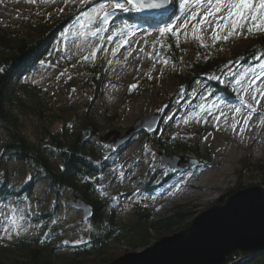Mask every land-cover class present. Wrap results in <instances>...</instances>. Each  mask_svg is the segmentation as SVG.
Wrapping results in <instances>:
<instances>
[{
    "label": "rangeland",
    "instance_id": "obj_1",
    "mask_svg": "<svg viewBox=\"0 0 264 264\" xmlns=\"http://www.w3.org/2000/svg\"><path fill=\"white\" fill-rule=\"evenodd\" d=\"M114 2L0 0V22L5 26L13 27L17 32L18 30L25 32L29 23H36L40 17L52 18L75 8L77 14L62 26L61 37L54 45L53 62L33 69L24 79L27 83L41 88L47 109L68 105L76 108L79 115L84 113L85 106L88 105L89 114L91 116L96 114L100 124L104 123L105 118L111 117L112 128L109 130L118 131L119 137H122L142 117L161 113L164 108L159 103L160 96L163 91L166 96L171 95L173 91L175 78L172 71L177 67L166 59L167 52L162 42L164 35L170 34L175 38L176 43L183 45L187 51H193L199 45L212 50V45L219 40L213 39L215 22L211 17H209L211 26L209 23L202 26L199 23L206 11L207 0H201L199 5L196 0H187V2L179 0V9H172L170 6L167 12L162 13L169 14V18L150 25L135 22L137 15L132 19L129 17L131 11L109 9L112 15L103 25L106 31L92 35L99 24L96 20L89 22L86 14L99 3ZM194 12L198 13L196 19L189 20ZM220 23L223 27L224 22ZM166 25L171 26L172 31L161 35L159 29ZM193 25L198 29L195 35ZM229 30L230 28L217 32L220 36H224ZM238 31L242 34L222 40L232 47L239 48L250 42L251 36L256 34H249L246 27ZM127 33L141 38L132 51V55L137 56L135 62H127L130 59L128 50L133 49L131 42L125 40ZM197 36L199 39L196 38ZM108 37H111V40ZM123 42L126 46L121 49L120 44ZM113 49H117L115 54ZM92 52H95L94 57L90 55ZM188 54L191 53H185L186 56ZM165 60L167 63H164ZM95 62H102L101 69L104 72L97 99L81 86L83 65H91ZM186 63L184 65H187ZM128 64L130 69L127 74L116 73L118 68ZM261 64H264V59L243 71L240 82L233 86L235 96L232 99L208 100L206 99L208 95L204 93L201 100L193 101L196 98L195 94L191 92L186 94L181 90L171 102L172 106L168 113L165 116L161 115L162 123L160 122L155 133L147 135L144 131H137L115 150H113L115 142L113 136L102 143L103 156L113 153L102 171L103 177L98 181L103 187L102 190L118 202V222L124 225L131 222L134 218V205L142 204L146 208V213L156 219L180 212L183 215V224L188 223L195 216L218 203L220 198L226 197L227 192L262 185L264 173L257 168L264 167V95H262L264 68ZM178 71L181 72L182 68H178ZM114 77L117 79H110ZM104 87H110L109 92L105 93ZM14 98L10 110L19 120L20 131L29 141H36V131L39 129L35 128H39V123L32 113H24L19 107V102L32 104V99L21 92H16ZM237 108L240 109L239 112L236 111ZM251 108L259 111L254 116L256 137L252 141L248 139L247 144L241 146L236 143L235 137L227 132L226 126L229 124L227 116L230 115L229 111H236L239 116L241 112ZM76 119H79V116ZM45 122L47 125L51 124V131H56L60 127L58 121L47 119ZM109 130H100L95 137L103 138ZM245 130L243 129L244 134H246ZM232 132L234 133L235 129L230 130V133ZM173 134H180L185 139L189 137L193 143L200 142L203 145L201 153H205V157H198L200 160L198 167L179 172H169L168 168L159 171V154L163 150L155 147L152 139ZM6 138L4 132L0 130V151ZM259 146L263 149L261 157L257 156ZM124 153L127 156L125 165L121 159ZM157 170L159 171L157 180L162 179L165 184L155 189L150 188V185L144 183V177ZM29 176L31 172L25 162L7 158L0 152V179L5 177L9 183L16 185ZM188 182H193L195 187H186ZM73 197L71 192L65 191L56 199L49 192L43 179L35 180L28 200L17 205L0 203V242L9 246L13 256L23 259L25 250L21 247V241L31 245H35L36 241L51 243L60 241L59 252L69 253L72 245L88 239L90 229L87 220H81V212L71 207L70 200H73ZM13 209L15 212L12 211ZM46 210L55 212L53 216L42 219L41 214ZM21 215L24 219H19ZM10 216L17 218L18 227L12 226L9 222ZM5 228H8V232L4 231ZM173 233L163 234L162 238ZM155 241L157 240L152 238L150 245ZM146 247L132 246L128 243L111 244V249L129 253L140 252ZM88 258L91 260L92 256Z\"/></svg>",
    "mask_w": 264,
    "mask_h": 264
},
{
    "label": "trees",
    "instance_id": "obj_2",
    "mask_svg": "<svg viewBox=\"0 0 264 264\" xmlns=\"http://www.w3.org/2000/svg\"><path fill=\"white\" fill-rule=\"evenodd\" d=\"M171 2L172 9H179V0ZM76 14V9L73 8L60 15L51 16L52 18L40 17L36 23L30 22L25 32H17L13 27L0 22V130L7 137L0 152L7 158L25 162L31 172V179L16 185L9 183L5 177L0 179V203H23L29 199L35 180L43 179L56 199L68 191L73 194L74 199L79 198L91 206L93 214L87 220L90 227L88 239L72 245L70 252L65 254L59 252L60 241H36L35 245L21 241V247L25 250L24 259L13 256L9 246L0 242V264H106L127 252L111 249L112 243L146 247L150 245L152 238L158 240L163 234L178 232L190 223L183 224L184 219L180 212L156 219L146 213L142 204L134 205V218L131 222L125 225L118 222V202L102 190L103 187L98 181L103 177L102 171L113 152L103 156V141L95 137L100 130L112 128V118L107 117L100 124L96 114H89L88 105L85 106L84 113L79 115L76 108L68 105L47 109L41 88L25 81L24 78L30 71L53 62L54 45L61 37L62 26ZM129 15L131 18L136 17L134 11L129 12ZM169 17V14H159L153 17H137L134 21L150 25ZM162 42L167 52L166 59L177 67L172 71L175 86L171 95L166 96L163 91L160 96L159 103L164 108L161 115L164 116L181 90L186 94H195L193 101L201 100L204 93L208 95V100L232 99L235 96L233 86L240 82L243 71L262 60L257 57L264 56V32L251 36L250 42L239 48L232 47L221 39L212 45V50L199 45L193 51H187L170 34H165ZM185 53L191 54L186 56ZM95 63L81 64V86L97 99L104 72L101 69L102 62ZM180 67L181 72L178 71ZM16 92L32 99V104L18 102L22 112L32 113L39 123V128H35L39 129L36 131V141L31 142L25 137L20 131L17 116L10 110ZM78 116L79 119H76ZM47 119L58 121V130L51 131V124L47 125L45 122ZM152 142L155 147L170 155L195 159L205 157V153H201L203 145L200 142L193 143L189 137L185 139L180 134L154 138ZM257 168L264 173V167ZM159 171L144 177V183L150 185V188L155 189L165 184L164 180L156 178ZM262 181L264 187V180ZM231 192L233 190L225 196ZM224 198H220L218 202H223ZM49 211H43L41 218L53 216L55 211ZM89 256H92L91 260ZM225 264H264V251L244 256H239L234 251L228 255Z\"/></svg>",
    "mask_w": 264,
    "mask_h": 264
},
{
    "label": "water",
    "instance_id": "obj_3",
    "mask_svg": "<svg viewBox=\"0 0 264 264\" xmlns=\"http://www.w3.org/2000/svg\"><path fill=\"white\" fill-rule=\"evenodd\" d=\"M171 6L167 0L162 9L136 12L140 17H152L165 13ZM161 114L144 116L119 137L116 130L108 131L102 141L112 136L114 150L137 131L147 135L155 133ZM169 165V166H165ZM198 159L187 156L159 154V168L169 167L174 171L197 167ZM70 205L81 212V220L91 218L90 205L79 198L70 200ZM237 251L239 256L264 251V187L257 185L238 189L224 201L210 206L195 216L184 229L171 236L161 237L140 252H125L106 264H225L228 255Z\"/></svg>",
    "mask_w": 264,
    "mask_h": 264
},
{
    "label": "snow or ice",
    "instance_id": "obj_4",
    "mask_svg": "<svg viewBox=\"0 0 264 264\" xmlns=\"http://www.w3.org/2000/svg\"><path fill=\"white\" fill-rule=\"evenodd\" d=\"M83 2L84 0H81V3ZM166 3L167 0H115L114 3L97 4L86 15L88 16L89 22L93 20L98 21L99 26L92 32V35H96L99 32L106 31L103 25L108 22L109 17L112 15L109 9L142 12L145 10L162 9L165 7ZM196 3L199 5L201 0H196ZM197 15L198 13L194 12L192 16L189 17V20H195ZM209 17L215 22V28H213L212 33L214 40H227L232 35L242 34L238 30H242L245 27L249 34L264 32V0H207L206 11L199 21L200 25L202 26L206 23L210 24ZM221 21L224 22L223 27H221ZM81 26L83 27V24ZM193 28L195 35L198 29L195 25H193ZM229 28L230 30L227 32V35L220 36L217 32V30L225 31ZM171 31L172 27L168 25L159 29L161 35ZM196 38L199 39L198 36ZM108 39L111 40V37H108ZM112 51L113 54H115L117 49H113ZM90 55L94 57L95 52H92ZM84 59H88V57H84ZM257 59H264V56L257 57ZM109 63H111V61H109ZM164 63H167V61L165 60ZM261 67L264 68V64H261ZM256 79H259V77H256ZM254 82L255 81H253V83ZM131 87H135V85H131ZM262 95H264V93H262ZM236 111L239 112L240 109L237 108ZM28 179H31V177L29 176ZM12 211L15 212V209ZM19 219H24V217L21 215ZM8 220L12 226L18 227V220L15 216L8 217ZM4 231L8 232V228H5ZM64 243H68V241H64Z\"/></svg>",
    "mask_w": 264,
    "mask_h": 264
},
{
    "label": "bare ground",
    "instance_id": "obj_5",
    "mask_svg": "<svg viewBox=\"0 0 264 264\" xmlns=\"http://www.w3.org/2000/svg\"><path fill=\"white\" fill-rule=\"evenodd\" d=\"M140 37H136V36H132L130 33L126 34L125 40L126 42L129 41L131 42V45L133 47V49L128 50L129 51V56L130 59L127 62H135V58L137 57L136 55H132V51L136 48L137 43L140 42ZM126 45L123 43L120 44V48L122 49L123 47H125ZM127 52V51H126ZM125 52V53H126ZM119 67V66H118ZM130 69V64L125 65V67L123 68H118L116 73H122V74H127L128 71ZM115 70V69H114ZM110 79H117L116 77L114 78H110ZM111 81V80H110ZM116 81V80H115ZM110 87H104V92H109ZM263 106H264V99H263ZM230 115L227 116L229 124L226 126L227 132L229 133V135L234 136L235 137V141L238 145L241 146H245L247 144V140L250 139L251 141L254 140V138L256 137V132L257 129H255L254 127H256V118H254L255 115H257L259 113L258 110L256 109H247L244 112H241L239 114V116L236 114V111L232 112L229 111ZM237 122V125H235ZM235 123V124H234ZM235 125V126H234ZM243 125H245V128H243ZM233 126L235 128H233ZM232 129H235V132L230 133V130L232 131ZM242 129H246V134L243 133ZM243 134V135H242ZM240 136H243L242 138ZM262 147L259 146L258 150H257V156L261 157L262 156ZM126 154L124 153L121 157V159L123 160V164L125 165L126 163ZM186 187H195L193 182H188L186 185ZM209 198V197H206ZM152 244V243H151Z\"/></svg>",
    "mask_w": 264,
    "mask_h": 264
}]
</instances>
